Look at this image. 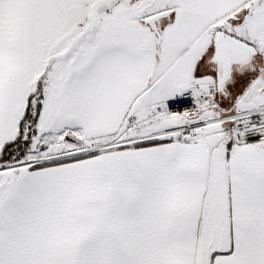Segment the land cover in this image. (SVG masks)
Listing matches in <instances>:
<instances>
[{
  "label": "snow or ice",
  "instance_id": "obj_1",
  "mask_svg": "<svg viewBox=\"0 0 264 264\" xmlns=\"http://www.w3.org/2000/svg\"><path fill=\"white\" fill-rule=\"evenodd\" d=\"M0 264H264V0H0Z\"/></svg>",
  "mask_w": 264,
  "mask_h": 264
}]
</instances>
